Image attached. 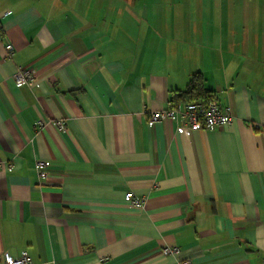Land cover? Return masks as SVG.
Instances as JSON below:
<instances>
[{"label":"crops","instance_id":"obj_1","mask_svg":"<svg viewBox=\"0 0 264 264\" xmlns=\"http://www.w3.org/2000/svg\"><path fill=\"white\" fill-rule=\"evenodd\" d=\"M0 25V264H264V0H0ZM195 73L232 122L149 125Z\"/></svg>","mask_w":264,"mask_h":264},{"label":"built area","instance_id":"obj_2","mask_svg":"<svg viewBox=\"0 0 264 264\" xmlns=\"http://www.w3.org/2000/svg\"><path fill=\"white\" fill-rule=\"evenodd\" d=\"M0 25V34H1ZM5 50L8 54L13 50L10 43L4 45ZM14 79L19 84L30 85L33 80V73L28 68H18L14 74ZM179 119L181 125L177 128L179 132L186 129H212L218 128L229 124L233 120V116L228 105L221 106L215 99L210 101L195 100L185 103L179 108L167 107L160 111L151 112L148 117V124L152 125L157 121ZM37 126H41L38 122ZM61 123L58 124V127ZM6 170L9 171L13 168L11 164H4ZM35 171L39 182H42L47 178L45 172V163L42 160H37L35 163ZM124 201L133 206H142L143 198L136 196L132 191H127L124 194ZM161 252L165 255L176 254L179 252L177 246H164ZM5 264H31V258L27 252H22V254L17 258H11L10 256H5ZM181 264H192L191 261L186 260Z\"/></svg>","mask_w":264,"mask_h":264},{"label":"trees","instance_id":"obj_3","mask_svg":"<svg viewBox=\"0 0 264 264\" xmlns=\"http://www.w3.org/2000/svg\"><path fill=\"white\" fill-rule=\"evenodd\" d=\"M213 93L205 88L204 80L199 73L192 74L185 89L180 91V94H174L170 99L169 106L174 108L181 102L184 104L187 102L202 100L210 101L213 100Z\"/></svg>","mask_w":264,"mask_h":264}]
</instances>
